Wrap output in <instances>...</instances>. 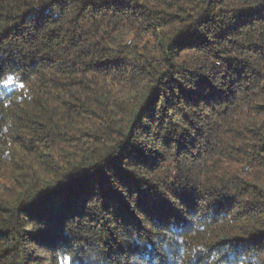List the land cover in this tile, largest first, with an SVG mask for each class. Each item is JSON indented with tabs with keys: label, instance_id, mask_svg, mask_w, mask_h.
<instances>
[{
	"label": "trees",
	"instance_id": "obj_1",
	"mask_svg": "<svg viewBox=\"0 0 264 264\" xmlns=\"http://www.w3.org/2000/svg\"><path fill=\"white\" fill-rule=\"evenodd\" d=\"M65 259L264 264V0H0V264Z\"/></svg>",
	"mask_w": 264,
	"mask_h": 264
},
{
	"label": "snow or ice",
	"instance_id": "obj_2",
	"mask_svg": "<svg viewBox=\"0 0 264 264\" xmlns=\"http://www.w3.org/2000/svg\"><path fill=\"white\" fill-rule=\"evenodd\" d=\"M5 87H7V83L5 84ZM65 264H68L67 259H65Z\"/></svg>",
	"mask_w": 264,
	"mask_h": 264
}]
</instances>
